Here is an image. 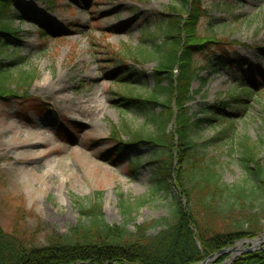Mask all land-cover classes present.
<instances>
[{"label":"rangeland","instance_id":"rangeland-1","mask_svg":"<svg viewBox=\"0 0 264 264\" xmlns=\"http://www.w3.org/2000/svg\"><path fill=\"white\" fill-rule=\"evenodd\" d=\"M15 2L10 26L18 31L17 43L3 48L2 57L6 63L22 58L14 72L35 76L18 97L0 99V226L5 233L41 248L66 235L81 211L94 204L108 224L127 222L131 230L166 218L175 197L188 212V198L175 188L172 194L153 190L152 152L141 150V168L134 176L132 159L118 160L111 151L118 142L130 143L133 135L154 131L118 102L120 96L147 99L156 88L158 57L151 38L157 44L164 40L156 15L178 8L193 16L192 6L187 0ZM203 5L208 14L193 32H183L184 42L220 43L194 58L202 80L192 87V114L211 119L194 138L216 140L203 152L218 160L224 185L243 187L251 185L240 161L244 138L264 152V0H207ZM126 68L143 77L119 82L123 74L118 72ZM123 205L132 209L134 221ZM191 208L196 209L192 202ZM258 239L264 232L204 255L196 264H233L242 255L264 251V240L252 244Z\"/></svg>","mask_w":264,"mask_h":264},{"label":"trees","instance_id":"trees-1","mask_svg":"<svg viewBox=\"0 0 264 264\" xmlns=\"http://www.w3.org/2000/svg\"><path fill=\"white\" fill-rule=\"evenodd\" d=\"M204 1L207 0H187L193 16L173 8L172 13L154 18L164 38L160 44L151 38L158 57V69L153 74L156 88L147 99L120 96L118 102L120 108L144 117L154 131L145 136L133 135L130 143L121 142L111 151L118 160L132 159L129 170L134 176L141 168V150L152 152L154 158L149 165L153 170V190L172 194L175 188L188 198L189 211L175 197L166 218L131 230L127 222L108 224L100 206L94 204L81 211V219L66 235L55 237L50 245L41 248L27 247L22 239L5 233L0 226V264H196L204 255L264 232L262 148L244 138L240 161L250 174L251 185L229 188L222 183L218 160H209L203 152L216 140L200 143L194 138L195 131L211 122L192 114V87L202 80V68L194 58L204 47L220 43L207 39L205 43L186 46L184 42L183 32H193L198 21L208 14L202 7ZM14 5L15 0H0V99L18 97L16 93L27 91L35 76L14 72L23 64L22 58L6 63L2 57L3 48L11 41L17 43V31L10 26ZM187 16L191 21L185 20ZM185 36L191 39V35ZM126 69L118 72L123 74L119 82L143 77L140 72ZM191 202L196 209L191 208ZM123 209L134 221L132 209L124 205ZM224 260L226 257L219 263ZM233 264H264V251L242 255Z\"/></svg>","mask_w":264,"mask_h":264},{"label":"bare ground","instance_id":"bare-ground-1","mask_svg":"<svg viewBox=\"0 0 264 264\" xmlns=\"http://www.w3.org/2000/svg\"><path fill=\"white\" fill-rule=\"evenodd\" d=\"M57 80H55L54 82H56ZM53 82V83H54ZM45 86L46 85H48V83L46 82L45 84H44ZM264 240V239H263ZM263 240H260V239H258V240H255L254 242H252V244H254L255 246L256 245H260L262 242H263ZM242 250V245H238V247H237V252H239V251H241Z\"/></svg>","mask_w":264,"mask_h":264},{"label":"water","instance_id":"water-1","mask_svg":"<svg viewBox=\"0 0 264 264\" xmlns=\"http://www.w3.org/2000/svg\"><path fill=\"white\" fill-rule=\"evenodd\" d=\"M255 247H256V246H255ZM255 247H254L252 250H247V251H249V252L254 251V250L256 249ZM221 253H222V252H221Z\"/></svg>","mask_w":264,"mask_h":264}]
</instances>
